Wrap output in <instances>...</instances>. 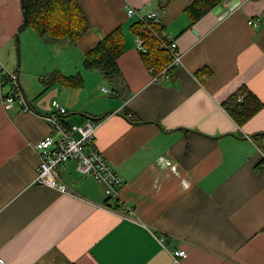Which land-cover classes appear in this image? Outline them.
<instances>
[{
    "label": "crops",
    "instance_id": "0c3cea01",
    "mask_svg": "<svg viewBox=\"0 0 264 264\" xmlns=\"http://www.w3.org/2000/svg\"><path fill=\"white\" fill-rule=\"evenodd\" d=\"M193 1L79 0L89 25L73 42L22 28V0H0L6 264H264V146L251 136L264 132V0L222 1L194 21ZM129 7L160 11L182 49L168 76L155 79L161 70L137 49L139 14ZM117 27L124 50L110 79L83 61ZM1 67L18 72L29 110L5 107L11 84ZM54 72L70 78L47 85ZM242 86L263 104L238 122L226 101ZM55 99L68 126L98 123L95 143L124 179L119 207L74 160L60 172L70 192L34 181V147L52 131ZM177 248L187 251L179 262L170 253Z\"/></svg>",
    "mask_w": 264,
    "mask_h": 264
},
{
    "label": "built area",
    "instance_id": "2783aa9c",
    "mask_svg": "<svg viewBox=\"0 0 264 264\" xmlns=\"http://www.w3.org/2000/svg\"><path fill=\"white\" fill-rule=\"evenodd\" d=\"M135 12H137L135 8H128L129 15ZM138 14L141 29H148L158 36L160 44L166 47L171 54L170 62L161 69L160 73L155 75V79L161 75L168 76L169 71L182 62L183 51L175 39H169L163 27L161 29L154 27V24L162 25L160 11L151 10ZM248 22L257 26L259 25V18H251ZM136 47L141 52L147 50L144 39L140 34H136ZM1 77H5L11 84L10 92L2 96L5 107H10L18 101L23 106V109L29 110L30 106L21 88L18 72L1 67ZM103 89L109 92L105 87ZM53 105L55 114L46 116L52 131L36 143L34 147L40 156L34 181L56 188L61 192H70L71 189L62 178L60 172L68 161L74 160L78 172L93 176L103 185L109 200H118L124 179L95 143V131L98 123L88 120L84 124L70 127L64 123L60 116L67 112V107L57 99L53 101ZM75 131H78L80 136H76L74 134ZM170 253L175 262H179L187 255V251L182 248L173 249ZM0 264H6V260L3 257H0Z\"/></svg>",
    "mask_w": 264,
    "mask_h": 264
},
{
    "label": "trees",
    "instance_id": "16d2710c",
    "mask_svg": "<svg viewBox=\"0 0 264 264\" xmlns=\"http://www.w3.org/2000/svg\"><path fill=\"white\" fill-rule=\"evenodd\" d=\"M223 0H194L188 5L191 19L194 21L204 13L211 10ZM24 15L23 27H33L40 34H51L68 36L73 42L87 30L88 19L79 0H22ZM136 34H140L147 46L146 51H142L145 61L154 70H161L171 60L169 50L160 44L158 36L150 30H142L141 22L135 25ZM154 27L161 29L163 26L154 24ZM124 50L123 34L121 27H117L111 33L105 35L91 48L84 57V66L97 67L104 75L110 79L120 74L118 57ZM79 79L81 74L78 73ZM54 72L49 79H45L49 85L54 79H69ZM226 104L229 112L238 121L242 122L253 114L263 103L246 86L240 87L232 93ZM258 144L264 146V132L251 135ZM109 199V198H108ZM115 207H119L118 200H115Z\"/></svg>",
    "mask_w": 264,
    "mask_h": 264
}]
</instances>
